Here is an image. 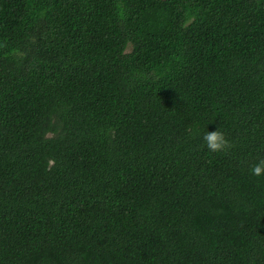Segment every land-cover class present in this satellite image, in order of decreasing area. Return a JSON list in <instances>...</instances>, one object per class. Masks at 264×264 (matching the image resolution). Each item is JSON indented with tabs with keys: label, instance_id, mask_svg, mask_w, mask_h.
<instances>
[{
	"label": "trees",
	"instance_id": "1",
	"mask_svg": "<svg viewBox=\"0 0 264 264\" xmlns=\"http://www.w3.org/2000/svg\"><path fill=\"white\" fill-rule=\"evenodd\" d=\"M262 157L264 0H0V264H264Z\"/></svg>",
	"mask_w": 264,
	"mask_h": 264
},
{
	"label": "clouds",
	"instance_id": "2",
	"mask_svg": "<svg viewBox=\"0 0 264 264\" xmlns=\"http://www.w3.org/2000/svg\"><path fill=\"white\" fill-rule=\"evenodd\" d=\"M202 139L208 150L213 153L224 152L232 147L230 141L220 129L211 132H204ZM249 171L252 175L257 177L264 175V157L258 158L257 161L251 165Z\"/></svg>",
	"mask_w": 264,
	"mask_h": 264
}]
</instances>
